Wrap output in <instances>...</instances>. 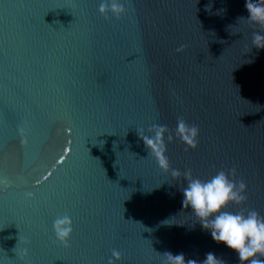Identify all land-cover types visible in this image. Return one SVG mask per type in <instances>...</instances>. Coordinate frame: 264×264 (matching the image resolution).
Here are the masks:
<instances>
[{"label": "water", "instance_id": "obj_1", "mask_svg": "<svg viewBox=\"0 0 264 264\" xmlns=\"http://www.w3.org/2000/svg\"><path fill=\"white\" fill-rule=\"evenodd\" d=\"M101 2L0 0V264H240L181 191L234 169L246 200L226 210L264 217V28L246 0H122L119 20ZM181 117L197 146L166 138V173L137 131Z\"/></svg>", "mask_w": 264, "mask_h": 264}, {"label": "clouds", "instance_id": "obj_2", "mask_svg": "<svg viewBox=\"0 0 264 264\" xmlns=\"http://www.w3.org/2000/svg\"><path fill=\"white\" fill-rule=\"evenodd\" d=\"M245 7L248 12V22L264 28V0H246ZM98 12L105 19L114 17L119 20L126 14V8L122 0H102ZM252 44L253 48L264 49V35L254 33ZM137 132L148 151V156L154 158L158 167L167 173L170 164L166 156L165 139L167 138L168 142H172L174 138L178 139L187 147L194 149L197 146L199 128L189 125L181 117L177 119L174 131L167 125L153 124L146 131L141 129ZM180 175L178 170H171L172 177L176 178ZM183 175L187 180V186L181 191L182 204L184 208L191 209L202 228L210 232L212 239L235 252L240 264H264V217L254 210L246 213L243 210L236 213L226 210L230 204L241 205L246 200L244 181L230 178L235 176V170L218 171L207 180L194 178L190 169ZM26 196L32 198L33 193H26ZM52 231L60 244L69 247L73 234L71 217L58 216L52 223ZM24 255H27L26 249ZM164 256L166 264H186L183 254L173 256L171 253H165ZM112 258L109 264L120 260L119 251L113 250ZM187 264H196V261L189 260ZM202 264H223V262L209 252Z\"/></svg>", "mask_w": 264, "mask_h": 264}]
</instances>
